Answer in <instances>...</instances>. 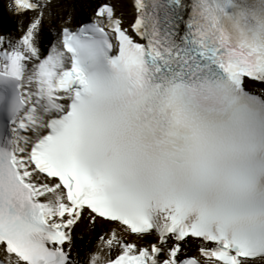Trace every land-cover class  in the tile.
I'll list each match as a JSON object with an SVG mask.
<instances>
[{
  "label": "snow or ice",
  "instance_id": "obj_1",
  "mask_svg": "<svg viewBox=\"0 0 264 264\" xmlns=\"http://www.w3.org/2000/svg\"><path fill=\"white\" fill-rule=\"evenodd\" d=\"M132 4L0 3V264H264V0Z\"/></svg>",
  "mask_w": 264,
  "mask_h": 264
},
{
  "label": "bare ground",
  "instance_id": "obj_2",
  "mask_svg": "<svg viewBox=\"0 0 264 264\" xmlns=\"http://www.w3.org/2000/svg\"><path fill=\"white\" fill-rule=\"evenodd\" d=\"M97 0H62V1H55L53 2V6L52 8H50L48 10V12L50 13V15H46L44 22H45V26L44 27H48V29L51 30H55V25L61 23L62 26H65V22L64 20L66 18H68L69 16H71L73 23L71 22V25H75L74 23L76 22V20L78 18H80L81 16V10L80 8H82L84 10V12H88L91 13V10L93 8V6L96 4ZM3 0H0V3H2ZM112 2H118L116 4V9L118 11H121L124 14V17H129L128 15V10L130 7V11H131V4H130V0H112ZM30 15V17H32V15H34L33 13H28ZM8 17H12L10 14H8ZM15 18V22H17L18 20H22L23 23L24 21V17H16ZM43 22V23H44ZM16 27L19 29V27L17 26L16 23ZM49 34V33H48ZM79 233L82 236V239H79V237H75L74 239V248H75V252L78 253L79 255H83V250L82 248L78 249V247H80V245H85L90 249H93L96 246V242L94 241V235L95 232L90 231L86 225L81 224V226L78 228Z\"/></svg>",
  "mask_w": 264,
  "mask_h": 264
},
{
  "label": "rangeland",
  "instance_id": "obj_3",
  "mask_svg": "<svg viewBox=\"0 0 264 264\" xmlns=\"http://www.w3.org/2000/svg\"><path fill=\"white\" fill-rule=\"evenodd\" d=\"M3 9H0V32H12L16 26H15V21L12 17H7L5 18L3 15ZM83 18V16L78 20L80 21ZM76 21V22H78ZM97 230L95 231V235H94V241L96 240V236H97ZM79 239H82V236H79ZM82 248H88L85 245H80Z\"/></svg>",
  "mask_w": 264,
  "mask_h": 264
}]
</instances>
